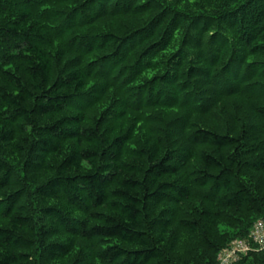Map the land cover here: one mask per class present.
I'll return each instance as SVG.
<instances>
[{
  "label": "trees",
  "instance_id": "16d2710c",
  "mask_svg": "<svg viewBox=\"0 0 264 264\" xmlns=\"http://www.w3.org/2000/svg\"><path fill=\"white\" fill-rule=\"evenodd\" d=\"M260 220L264 0H0V264H218Z\"/></svg>",
  "mask_w": 264,
  "mask_h": 264
},
{
  "label": "built area",
  "instance_id": "2783aa9c",
  "mask_svg": "<svg viewBox=\"0 0 264 264\" xmlns=\"http://www.w3.org/2000/svg\"><path fill=\"white\" fill-rule=\"evenodd\" d=\"M251 239L264 248V221H258L251 232ZM250 251L248 243L244 241H236L232 246L220 255V264L236 263L242 254Z\"/></svg>",
  "mask_w": 264,
  "mask_h": 264
}]
</instances>
